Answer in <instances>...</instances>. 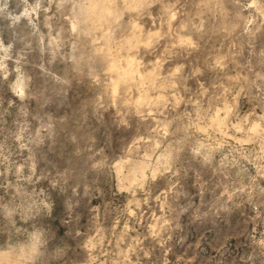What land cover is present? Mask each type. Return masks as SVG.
Returning a JSON list of instances; mask_svg holds the SVG:
<instances>
[{
  "label": "rangeland",
  "instance_id": "rangeland-1",
  "mask_svg": "<svg viewBox=\"0 0 264 264\" xmlns=\"http://www.w3.org/2000/svg\"><path fill=\"white\" fill-rule=\"evenodd\" d=\"M108 2L0 0V255L264 264V0Z\"/></svg>",
  "mask_w": 264,
  "mask_h": 264
},
{
  "label": "bare ground",
  "instance_id": "bare-ground-1",
  "mask_svg": "<svg viewBox=\"0 0 264 264\" xmlns=\"http://www.w3.org/2000/svg\"><path fill=\"white\" fill-rule=\"evenodd\" d=\"M104 1V0H103ZM106 1V3L104 4V8L100 5V7H102L103 8V11H102V13L103 14H101V15H105V13L109 10V6L107 5V4H109V2L107 3V0H105ZM91 3L93 4V7L94 8H97L98 6H99V0H91ZM90 3V4H91ZM134 3V2H133ZM89 4V3H88ZM90 12V11H89ZM94 12H96V10L94 11ZM99 12H100V10H99ZM91 13V12H90ZM101 13V12H100ZM91 15V14H90ZM99 17V16H98ZM105 17V16H104ZM89 18H90V20H96L97 19V16H95V15H93L92 14V16L90 17L89 16ZM101 18H103L102 16L101 17H99L98 19H101ZM89 20V19H88ZM89 22V21H88ZM93 22V21H92ZM91 22V24H93ZM95 22V21H94ZM129 63V62H128ZM131 63V62H130ZM117 65V64H116ZM117 70L119 71V72H121V74L120 75H124V77L126 76V79H127V74L129 73V67H128V65H127V67H122L121 66V64H118L117 66ZM130 67H131V65H130ZM114 68V67H113ZM116 69V68H115ZM114 71V70H113ZM117 73V72H116ZM119 74V73H118ZM120 77V76H119ZM116 84V83H115ZM117 86V85H116ZM114 88H115V86H113ZM117 89V88H116ZM2 254V253H1ZM4 254V253H3ZM0 257L1 258H5V259H7V260H3V261H0V264H7L8 262H9V258L7 257V256H5V255H0Z\"/></svg>",
  "mask_w": 264,
  "mask_h": 264
}]
</instances>
